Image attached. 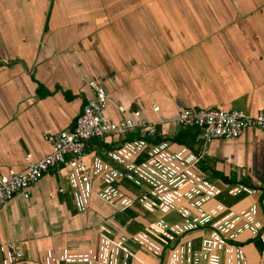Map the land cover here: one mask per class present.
I'll return each instance as SVG.
<instances>
[{"label":"crops","instance_id":"crops-1","mask_svg":"<svg viewBox=\"0 0 264 264\" xmlns=\"http://www.w3.org/2000/svg\"><path fill=\"white\" fill-rule=\"evenodd\" d=\"M91 80L108 118L138 110L158 134L93 138L90 182L64 165L17 193L0 264H264V131L214 139L199 162L200 129L177 121L264 108V0H0V174L51 151Z\"/></svg>","mask_w":264,"mask_h":264},{"label":"built area","instance_id":"built-area-1","mask_svg":"<svg viewBox=\"0 0 264 264\" xmlns=\"http://www.w3.org/2000/svg\"><path fill=\"white\" fill-rule=\"evenodd\" d=\"M93 95L84 104L75 125L56 133L45 135L51 145V151L38 160L32 159V154H27V166L24 170L10 169L0 174V209L13 197L22 191L28 190L36 184L45 172L50 169L67 165L72 168L82 169L88 182L91 181L90 173L86 170V146L93 138L125 135L137 132L142 138H154L158 134L156 123L142 118L140 111H135L137 117L123 116L113 120L106 115V108L110 98L105 87L94 80L89 81ZM117 109L125 112L123 105ZM178 123L183 127L195 126L200 129L202 147L197 161H202L208 152V143L214 139H237L245 131L259 129L264 131V108L255 115L235 109H193L184 108L177 117ZM13 261L23 258V253L9 245Z\"/></svg>","mask_w":264,"mask_h":264}]
</instances>
